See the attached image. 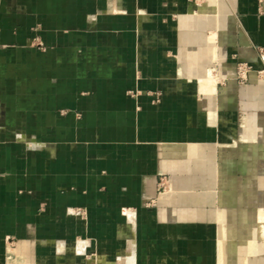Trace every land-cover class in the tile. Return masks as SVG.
<instances>
[{
	"label": "crops",
	"instance_id": "0c3cea01",
	"mask_svg": "<svg viewBox=\"0 0 264 264\" xmlns=\"http://www.w3.org/2000/svg\"><path fill=\"white\" fill-rule=\"evenodd\" d=\"M250 41L264 0H1L0 264H264V143L229 100L264 84L201 81Z\"/></svg>",
	"mask_w": 264,
	"mask_h": 264
},
{
	"label": "rangeland",
	"instance_id": "374dc122",
	"mask_svg": "<svg viewBox=\"0 0 264 264\" xmlns=\"http://www.w3.org/2000/svg\"><path fill=\"white\" fill-rule=\"evenodd\" d=\"M220 1H224V0H220ZM230 15L231 17L234 16L237 23V26L235 28V33L233 36L237 37L238 39H243L246 30L242 26V22L240 21L241 20L240 14L237 11L231 9ZM227 29L228 28H223V30L225 31H227ZM216 31L217 30H215V32ZM220 32H222L221 29ZM248 47L249 46H246V48ZM249 48L256 53V57L250 60H238V57L236 56L235 57L236 64L234 66V74L232 77H221L218 73L219 65L217 63L215 64V67H212L211 69L210 68L206 69L205 75L201 78L204 87L209 88L213 85L215 86L217 85L218 88H225L228 86V83L230 81L234 82L237 87L248 86L251 84L252 81L264 84V47L256 45L250 41ZM212 81L213 84L211 85ZM259 99H260L259 95L252 94L250 96H244V95H239L238 92L232 93V95L229 98L232 104L235 105V109H236L235 112L237 119V123H236L237 134H236L235 142L247 144L248 147L258 148V149L261 148V145L264 143V141L259 140L258 142L257 138H255L252 139L251 141L245 142L242 137L243 135H246V133H244L245 132L244 127L247 126L248 122L252 123L253 128L257 127L255 130H259V128H262V126H264L263 123H260V120L264 118V109L263 107L261 108L259 106ZM256 121L259 122L257 125L255 123ZM250 131L252 133V128H250ZM259 167H261V165H259L258 168ZM262 167L264 168V165H262ZM257 172L258 174L256 175V179L263 182L264 171L257 170ZM219 180H220V176H219ZM220 184L221 182H219V187H218L219 199L223 195H225V193L228 191L227 188L220 186ZM158 188L159 191H162V193L167 189L169 190V187L166 186V183L163 184L162 181H159ZM253 190L255 189L253 188ZM251 195H252V198L250 199L251 203H257V204H259V202L264 203V187L262 188L261 191L259 190L254 191ZM261 206H262L261 212L263 213L261 215V218L264 220V208H263L264 204H261ZM261 249L263 250L262 252H264V246ZM242 259L243 258H241L242 264H244Z\"/></svg>",
	"mask_w": 264,
	"mask_h": 264
},
{
	"label": "bare ground",
	"instance_id": "6f19581e",
	"mask_svg": "<svg viewBox=\"0 0 264 264\" xmlns=\"http://www.w3.org/2000/svg\"><path fill=\"white\" fill-rule=\"evenodd\" d=\"M218 5H219V3H218ZM219 7V6H218ZM221 7V6H220ZM220 13V12H219ZM219 15V14H218ZM213 38V37H212ZM210 39V38H209ZM208 39V40H209ZM212 43H215V42H212ZM210 45V44H209ZM212 51V50H211ZM212 58V57H211ZM208 75V74H207ZM200 79V78H199ZM209 81V80H208ZM213 84V81H212V83H211V85ZM212 88V87H211ZM209 89H210V87H209ZM213 95V94H212ZM257 125V124H256ZM251 126H252V123H251ZM257 127H255V128H253L252 127V130L253 131H260V130H255ZM262 164L264 165V162H262ZM261 164V165H262ZM260 171H264V168L262 167L261 169H260ZM264 174V173H263ZM260 175V174H259ZM262 175V174H261ZM169 192V190L167 189V190H165L163 193H162V195L163 194H165V193H168ZM168 199V198H167ZM162 202V201H161ZM264 208V207H263ZM258 225H259V227H260V233H261V237H264V220L262 219V218H259V220H258ZM263 242H264V240H263ZM79 254H81V253H79ZM127 260H128V264H134V259H133V257L131 256V257H129V258H127ZM219 264H224V259H223V256H221L220 257V260H219Z\"/></svg>",
	"mask_w": 264,
	"mask_h": 264
}]
</instances>
